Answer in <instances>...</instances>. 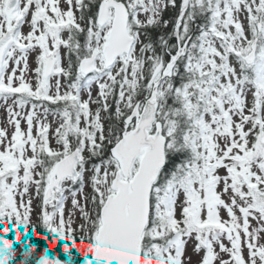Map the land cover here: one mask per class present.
Wrapping results in <instances>:
<instances>
[{"label": "snow or ice", "instance_id": "1", "mask_svg": "<svg viewBox=\"0 0 264 264\" xmlns=\"http://www.w3.org/2000/svg\"><path fill=\"white\" fill-rule=\"evenodd\" d=\"M0 264H264V0H0Z\"/></svg>", "mask_w": 264, "mask_h": 264}, {"label": "rangeland", "instance_id": "2", "mask_svg": "<svg viewBox=\"0 0 264 264\" xmlns=\"http://www.w3.org/2000/svg\"><path fill=\"white\" fill-rule=\"evenodd\" d=\"M3 117V114L2 113H0V118H2Z\"/></svg>", "mask_w": 264, "mask_h": 264}]
</instances>
